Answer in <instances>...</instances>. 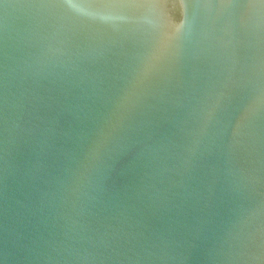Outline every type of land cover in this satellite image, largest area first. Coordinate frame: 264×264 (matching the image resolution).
Listing matches in <instances>:
<instances>
[{
  "label": "water",
  "instance_id": "95a60500",
  "mask_svg": "<svg viewBox=\"0 0 264 264\" xmlns=\"http://www.w3.org/2000/svg\"><path fill=\"white\" fill-rule=\"evenodd\" d=\"M0 264H264V0H0Z\"/></svg>",
  "mask_w": 264,
  "mask_h": 264
}]
</instances>
